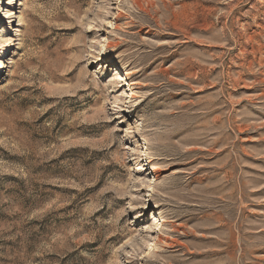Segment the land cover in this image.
Here are the masks:
<instances>
[{"label": "rangeland", "instance_id": "1", "mask_svg": "<svg viewBox=\"0 0 264 264\" xmlns=\"http://www.w3.org/2000/svg\"><path fill=\"white\" fill-rule=\"evenodd\" d=\"M0 264H264V0H0Z\"/></svg>", "mask_w": 264, "mask_h": 264}, {"label": "bare ground", "instance_id": "2", "mask_svg": "<svg viewBox=\"0 0 264 264\" xmlns=\"http://www.w3.org/2000/svg\"><path fill=\"white\" fill-rule=\"evenodd\" d=\"M117 10H119V8H117ZM180 11H181V10H180ZM180 14H181V13H180ZM198 14H199V13H198ZM206 22H207V21H206ZM206 22H205V23H206ZM192 23H193V22H192ZM183 25H184V24H183ZM202 27H203V26H202ZM214 30H215V29H214ZM213 32H214V31H213ZM214 33H215V32H214ZM201 37H202V36H201ZM213 38H214V36H213ZM206 39H207V38H206ZM211 40H212V39H211ZM208 41H209V40H208ZM208 41H207V42H208ZM205 42H206V41H205ZM207 42H206V43H207ZM106 49H107V50H110L111 48H106ZM208 57H209V56H208ZM210 57H211V56H210ZM127 85H130V82H127ZM130 86H131V85H130ZM128 89H131V88H128ZM216 103H217V102H216ZM214 104H215V103H214ZM212 107H213V106H212ZM215 108H216V107H215ZM205 109H206V107H205ZM163 220H164V219H163Z\"/></svg>", "mask_w": 264, "mask_h": 264}]
</instances>
